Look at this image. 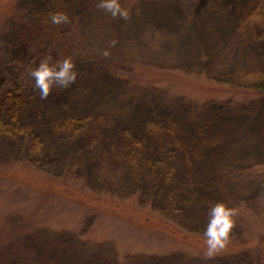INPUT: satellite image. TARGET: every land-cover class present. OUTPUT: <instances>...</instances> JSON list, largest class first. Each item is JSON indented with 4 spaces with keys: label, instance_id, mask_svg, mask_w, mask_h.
Instances as JSON below:
<instances>
[{
    "label": "trees",
    "instance_id": "16d2710c",
    "mask_svg": "<svg viewBox=\"0 0 264 264\" xmlns=\"http://www.w3.org/2000/svg\"><path fill=\"white\" fill-rule=\"evenodd\" d=\"M98 3L20 0L23 12L7 33L11 61L0 64V175L9 164L27 162L54 177L81 179L94 191L137 195L197 233L208 220L194 221L201 207L223 200L236 210L264 199V180L250 174L264 164V0H121L130 8L127 20L93 9ZM55 11L67 13L69 22L52 24ZM106 25L116 27L113 34ZM98 33L101 45L108 42L102 49L89 41ZM157 35L165 36L159 45ZM46 52L71 56L78 77L41 98L29 69ZM140 66L203 74L253 98L199 103L184 91L133 81ZM0 220V264L102 257L69 232L41 227L48 239H18L25 226L19 212L6 218L0 212ZM238 256L227 260L243 264Z\"/></svg>",
    "mask_w": 264,
    "mask_h": 264
},
{
    "label": "rangeland",
    "instance_id": "374dc122",
    "mask_svg": "<svg viewBox=\"0 0 264 264\" xmlns=\"http://www.w3.org/2000/svg\"><path fill=\"white\" fill-rule=\"evenodd\" d=\"M19 2L20 0H0V64L11 61L7 33L20 12H23ZM94 8L101 9L98 5ZM145 27L149 29L145 25L142 29H146ZM112 28L116 27L105 26L111 34L114 31ZM100 37L99 33L95 34V38L90 37L91 46H100L102 49L108 43L101 45L100 41L105 39ZM164 37L157 35L154 43L161 44ZM125 41L120 40V43L128 44ZM49 55L46 52L44 57ZM35 61L33 58L28 66H33ZM248 63L246 60L241 65L246 68ZM164 72L140 66L136 74L130 75L133 81L139 82L143 87L150 84L168 86L173 92H186L188 97L199 103L227 101L230 98L244 103L253 98L247 97L243 92L233 93L230 86L213 81L203 74L176 72L171 75ZM4 169L5 175H0V212L5 218L19 212L25 226L23 233L17 236L18 239L28 238L27 236L43 237L44 234L39 229L41 227L47 229L46 233L51 230L69 232L80 235L78 240L90 243L91 250L93 249L91 253L102 256L97 262L96 259L86 261L78 255L75 263L106 264L114 258L121 264H231L227 258L239 255L243 264H250L251 261L264 264V199H258L256 203L239 204L235 210L236 223L229 243L208 258L205 256L207 245L204 233L190 232L175 225L151 206L142 205L137 195L121 198L106 190L94 191L84 186L81 179L54 177L27 162L9 164ZM251 173L253 179H260L262 182L264 164L255 167ZM248 181L251 183L252 180ZM201 210L205 211L194 221L201 217L208 219L209 206L201 207L197 212ZM32 212L37 215L32 217ZM84 229L87 230L86 233ZM231 245H236L238 249H230ZM72 250L67 249V252ZM222 255L226 257L225 263L218 260L224 258ZM102 258L106 260L104 263Z\"/></svg>",
    "mask_w": 264,
    "mask_h": 264
},
{
    "label": "clouds",
    "instance_id": "9594fccd",
    "mask_svg": "<svg viewBox=\"0 0 264 264\" xmlns=\"http://www.w3.org/2000/svg\"><path fill=\"white\" fill-rule=\"evenodd\" d=\"M98 7L104 9L112 17L127 20L130 17V8L124 6L121 0H99ZM52 24L61 25L69 22V16L63 11L50 14ZM106 49L103 55H109ZM34 79V87L40 92L41 98H47L57 87L69 88L78 77L76 64L71 56L54 59L51 55L42 58L39 64L30 70ZM236 211L223 200L209 205L208 220L204 229L205 243L207 245L205 256L213 257L224 249L230 240V234L235 226Z\"/></svg>",
    "mask_w": 264,
    "mask_h": 264
}]
</instances>
